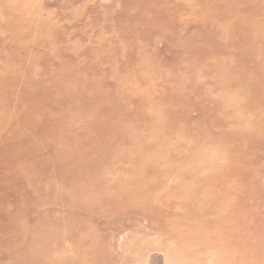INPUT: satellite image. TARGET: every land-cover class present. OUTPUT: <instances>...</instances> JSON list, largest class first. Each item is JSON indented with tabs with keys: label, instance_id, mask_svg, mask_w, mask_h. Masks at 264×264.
Masks as SVG:
<instances>
[{
	"label": "rangeland",
	"instance_id": "obj_1",
	"mask_svg": "<svg viewBox=\"0 0 264 264\" xmlns=\"http://www.w3.org/2000/svg\"><path fill=\"white\" fill-rule=\"evenodd\" d=\"M0 264H264V0H0Z\"/></svg>",
	"mask_w": 264,
	"mask_h": 264
}]
</instances>
